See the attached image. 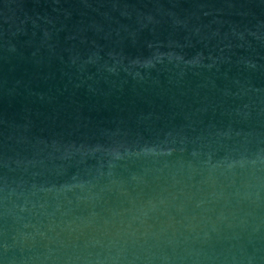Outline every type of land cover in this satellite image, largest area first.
<instances>
[{
    "label": "water",
    "instance_id": "1",
    "mask_svg": "<svg viewBox=\"0 0 264 264\" xmlns=\"http://www.w3.org/2000/svg\"><path fill=\"white\" fill-rule=\"evenodd\" d=\"M0 264H264V0H0Z\"/></svg>",
    "mask_w": 264,
    "mask_h": 264
}]
</instances>
